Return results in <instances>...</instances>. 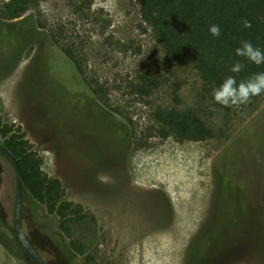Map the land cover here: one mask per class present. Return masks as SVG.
Wrapping results in <instances>:
<instances>
[{
  "label": "rangeland",
  "instance_id": "rangeland-1",
  "mask_svg": "<svg viewBox=\"0 0 264 264\" xmlns=\"http://www.w3.org/2000/svg\"><path fill=\"white\" fill-rule=\"evenodd\" d=\"M139 7L45 0L23 23L0 18V120L24 134L65 200L95 219L90 264H186L190 247L194 264H264V101L225 125L224 141L158 138L151 107L173 105L178 82L180 108L192 109L201 82L156 50ZM156 63L167 83L150 98L133 94L128 82ZM14 190L0 157V264H30L12 233ZM21 226L46 264H84L65 255L57 220L26 194Z\"/></svg>",
  "mask_w": 264,
  "mask_h": 264
},
{
  "label": "trees",
  "instance_id": "trees-1",
  "mask_svg": "<svg viewBox=\"0 0 264 264\" xmlns=\"http://www.w3.org/2000/svg\"><path fill=\"white\" fill-rule=\"evenodd\" d=\"M2 1L0 18L4 22L17 24L21 23L20 19L25 14L36 10L45 0ZM137 1L141 21L150 30L156 50L171 59L180 71L194 73L201 82L194 108H180L178 92L181 86L178 82L172 88L173 105L151 107L157 137L163 140L172 138L179 143L226 140L225 125L234 121L242 111H255L264 101V93L252 97L246 105L225 108L214 101L212 90L228 76L235 75L239 83L254 73L264 72V64L257 66L235 54L242 40L251 41L264 51V0ZM245 19L251 22L250 28L243 26ZM213 24L221 28L219 37H213L209 32ZM67 57L81 77L83 70L80 62L68 53ZM237 61L245 65L239 74L230 71ZM165 83L167 80L162 77L157 63L153 67H146L133 81L128 82L133 94L140 98L154 96ZM93 95L100 100L95 92ZM103 106H108L104 99ZM111 111L119 115L117 110ZM213 111L218 115L214 117ZM123 119L124 124L129 126L130 120ZM216 120L218 126L213 124ZM0 145L16 158L25 194L44 206L47 214L57 220L60 235L68 240L64 247L65 255L68 258L82 257L84 264H90L93 256L88 253L85 241L89 233H95V219L80 205L65 200L61 182L43 172L42 160L32 150L24 134L1 120ZM191 249L186 264H194Z\"/></svg>",
  "mask_w": 264,
  "mask_h": 264
},
{
  "label": "clouds",
  "instance_id": "clouds-1",
  "mask_svg": "<svg viewBox=\"0 0 264 264\" xmlns=\"http://www.w3.org/2000/svg\"><path fill=\"white\" fill-rule=\"evenodd\" d=\"M242 23L245 28L251 27V22L246 19ZM209 32L213 37H219L221 28L219 25L213 24L209 27ZM235 54L257 66L264 64V51L254 46L251 41L242 40L240 46L235 49ZM244 67L243 63L237 61L230 71L239 74ZM261 93H264V72L254 73L247 80H241L239 83L235 75L228 76L212 90L214 101L225 108H238L241 105H246L252 97L259 96ZM97 179L101 182H108L110 177L106 174H98Z\"/></svg>",
  "mask_w": 264,
  "mask_h": 264
},
{
  "label": "water",
  "instance_id": "water-1",
  "mask_svg": "<svg viewBox=\"0 0 264 264\" xmlns=\"http://www.w3.org/2000/svg\"><path fill=\"white\" fill-rule=\"evenodd\" d=\"M0 157L11 168L15 180L14 202L12 207V229L15 238L33 264H45L35 248L28 241L21 226V208L24 202L25 192L23 177L18 162L16 158L2 145H0Z\"/></svg>",
  "mask_w": 264,
  "mask_h": 264
},
{
  "label": "flooded vegetation",
  "instance_id": "flooded-vegetation-1",
  "mask_svg": "<svg viewBox=\"0 0 264 264\" xmlns=\"http://www.w3.org/2000/svg\"><path fill=\"white\" fill-rule=\"evenodd\" d=\"M21 23H23V22H21ZM18 24V23H17ZM264 129V122H263V125H262V130ZM217 169H218V179H217V187L218 186H221V185H223V182H221V180H219L220 179V177H219V175H220V173L223 171V169H222V167H221V163H219V160H218V162H217ZM218 189H216V191H215V199H214V201L217 199L216 198V195H217V191ZM153 195V198H154V201L156 202V204L157 205H162V206H164V204H165V206H166V208L169 210V214L171 215V211H170V209H169V207H168V205H167V202H166V200L163 198V196L162 195H160L158 192H156V193H154V194H152ZM22 207H23V205H22ZM21 212H22V208H21ZM20 220H21V218H20ZM13 233V232H12ZM13 236H14V238H15V235H14V233H13ZM28 239V238H27ZM15 240H16V238H15ZM28 241H29V239H28ZM16 242H17V240H16ZM30 242V241H29ZM17 244H18V246L20 247V249L22 250V252L25 254V256H26V258L30 261V264H33L32 262H31V260H30V258L27 256V254L23 251V249L21 248V246L19 245V243L17 242ZM40 256V255H39ZM42 259V258H41ZM44 262V261H43ZM45 263V262H44ZM46 264V263H45Z\"/></svg>",
  "mask_w": 264,
  "mask_h": 264
}]
</instances>
